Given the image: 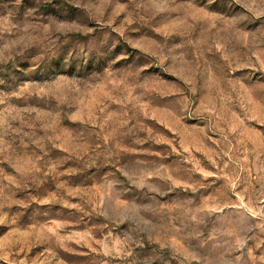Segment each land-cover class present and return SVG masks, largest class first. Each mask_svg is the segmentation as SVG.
Instances as JSON below:
<instances>
[{
    "label": "rangeland",
    "instance_id": "374dc122",
    "mask_svg": "<svg viewBox=\"0 0 264 264\" xmlns=\"http://www.w3.org/2000/svg\"><path fill=\"white\" fill-rule=\"evenodd\" d=\"M0 264H264V0H0Z\"/></svg>",
    "mask_w": 264,
    "mask_h": 264
}]
</instances>
